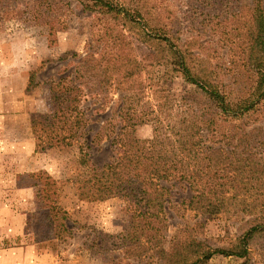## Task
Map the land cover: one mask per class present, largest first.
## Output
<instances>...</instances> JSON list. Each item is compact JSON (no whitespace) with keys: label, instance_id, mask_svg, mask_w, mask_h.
Returning <instances> with one entry per match:
<instances>
[{"label":"rangeland","instance_id":"1","mask_svg":"<svg viewBox=\"0 0 264 264\" xmlns=\"http://www.w3.org/2000/svg\"><path fill=\"white\" fill-rule=\"evenodd\" d=\"M119 1L130 10L140 9L154 30L174 35L175 42L188 51L190 65L206 70L227 90L250 79L249 0ZM87 4L84 0H0V28L9 20L21 21L35 30L40 51L30 70L0 82V188L4 202L22 218L0 228L2 245H33L36 257L30 264H146L147 259L132 256L121 244L122 235L132 229L127 202L120 196L94 201L85 181L93 168L113 158L122 96L137 95L141 102L137 113L142 114L141 105H149L152 99L153 81L176 94L192 86L171 71L166 49L149 40L154 30L143 34L129 29ZM155 51L159 63L153 59ZM89 56L99 61L100 70H91L83 84L80 107L89 125L82 142L89 146L84 151L90 161L83 166L78 145H63L56 129L40 132L42 123L35 133L32 119L52 111L53 83L61 78L73 81L79 62ZM125 68L130 69L128 80L133 85L128 93L121 91L118 82ZM101 100L105 103L99 107ZM151 135L150 124L133 129L136 138ZM161 185L169 191L165 204L169 238L179 233L180 239L188 238L183 229L190 228L192 237L208 248H232L250 226L242 216L208 219L187 208L184 202L192 194L186 186L175 181ZM248 255V263L245 258L215 255L208 264H264V237L250 243ZM13 256L11 264L19 259Z\"/></svg>","mask_w":264,"mask_h":264},{"label":"trees","instance_id":"2","mask_svg":"<svg viewBox=\"0 0 264 264\" xmlns=\"http://www.w3.org/2000/svg\"><path fill=\"white\" fill-rule=\"evenodd\" d=\"M84 1L88 8L117 19L129 29H139L143 34L155 29L140 9L130 10L119 0ZM248 13L251 76L246 85L235 84L229 90L206 70L192 67L188 51L175 42L174 35H165L161 30L149 33V40L157 41L162 51L166 49L169 54L171 71L192 89L183 87L182 92L171 93L153 81L149 86L152 99L149 105H141L145 109L142 114L137 113L141 104L137 95L122 96L118 112L121 124L112 140L113 158L93 168L85 181L92 200L120 196L127 202L132 229L122 235L121 244L132 256L147 259L146 264H208L215 255L245 258L248 263L250 243L264 237L262 0H249ZM153 59L157 61L156 51ZM98 63L93 57H86L79 62L73 81L61 78L53 83L52 111L32 119L35 133L36 125L42 123L40 132L56 129L63 145H78L83 166L90 163L84 151L89 146L82 142L89 125V118L80 107L83 84L91 70H100ZM136 68L138 65L132 69ZM122 72L118 80L121 91L132 92L130 69ZM104 103L101 100L99 107ZM145 124L152 127L151 137L133 136V129ZM170 181L190 190L192 195L184 202L187 208L208 219L247 217L249 228L232 248H208L192 237L190 228L183 229L188 238L180 239V233L169 238L165 206L169 191L161 183Z\"/></svg>","mask_w":264,"mask_h":264},{"label":"clouds","instance_id":"3","mask_svg":"<svg viewBox=\"0 0 264 264\" xmlns=\"http://www.w3.org/2000/svg\"><path fill=\"white\" fill-rule=\"evenodd\" d=\"M17 27L9 29V25ZM39 41L34 29L21 21L9 20L0 28V82L6 78L30 70L40 55Z\"/></svg>","mask_w":264,"mask_h":264},{"label":"crops","instance_id":"4","mask_svg":"<svg viewBox=\"0 0 264 264\" xmlns=\"http://www.w3.org/2000/svg\"><path fill=\"white\" fill-rule=\"evenodd\" d=\"M3 193H4L3 188H0V200H1L0 202V228H3V225H8V223L11 222V219H15L17 221L22 220L20 215H16V212L12 211L11 207L7 203L4 202ZM17 227L20 228L22 226L17 225ZM34 253H35V247L30 244L26 246H22V245L16 246L15 245L13 247L11 245L9 246L2 245V236L0 234V264L9 262V259L11 257H14L13 255L19 256V259L13 260L12 264H19V262L20 264H30L31 261L34 260V258L36 257Z\"/></svg>","mask_w":264,"mask_h":264}]
</instances>
